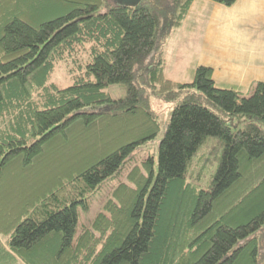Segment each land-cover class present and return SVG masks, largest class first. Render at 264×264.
I'll list each match as a JSON object with an SVG mask.
<instances>
[{
  "label": "trees",
  "instance_id": "obj_1",
  "mask_svg": "<svg viewBox=\"0 0 264 264\" xmlns=\"http://www.w3.org/2000/svg\"><path fill=\"white\" fill-rule=\"evenodd\" d=\"M192 1L0 0V264H264V81L246 96L209 66L190 82L165 75L163 45ZM150 97L175 103L157 173L134 154L160 129ZM209 136L222 152L199 188L186 171Z\"/></svg>",
  "mask_w": 264,
  "mask_h": 264
},
{
  "label": "crops",
  "instance_id": "obj_2",
  "mask_svg": "<svg viewBox=\"0 0 264 264\" xmlns=\"http://www.w3.org/2000/svg\"><path fill=\"white\" fill-rule=\"evenodd\" d=\"M167 39H175L178 52L195 53L196 66L211 67L220 86L241 90L264 81V0H236L231 6L193 0Z\"/></svg>",
  "mask_w": 264,
  "mask_h": 264
},
{
  "label": "rangeland",
  "instance_id": "obj_3",
  "mask_svg": "<svg viewBox=\"0 0 264 264\" xmlns=\"http://www.w3.org/2000/svg\"><path fill=\"white\" fill-rule=\"evenodd\" d=\"M175 29V28H174ZM172 29V30H174ZM211 38L213 39L216 35L218 39V33L212 32ZM175 39L168 40L166 39L163 45L162 57L165 59V75L175 81L185 83L190 82L193 78L194 71L196 66V57L195 53L184 51L178 52L176 48ZM199 66V65H198ZM75 70V62L69 60V62L64 61L58 67L56 73L53 76L54 81L59 84L61 87L68 86L72 83L71 75L74 73L71 70ZM218 72V71H217ZM253 85L244 86L241 91L244 95L249 96L253 91ZM105 91H108L112 97L116 99H122L126 96L127 90L124 84H112L104 88ZM175 103H167L164 100L157 97H150L149 106L154 112L155 117H157L160 124V129L154 139L146 141L139 146H137L135 151V157L137 160H144V158L149 155L154 157V170L157 173L158 170V148L159 140L163 136V132L167 125V122L170 117V113ZM238 121V120H235ZM240 127H243V123H240ZM74 149L70 150V153H73ZM222 152V145L219 143L217 137H206L202 143L196 149L194 155L192 156L188 168L186 171V177L188 180H193V182L199 188H207L208 184L216 170V157ZM130 169L127 168L124 171L122 176L116 175L110 177L104 184L95 192L91 197V202L88 205V209L80 210L78 217V225L76 229V234L79 232L81 227L88 223L89 218L93 216L102 205V201L107 197L106 192L111 191L113 188H117L118 184L127 183L128 178H126V173ZM106 196V197H105ZM105 197V198H103ZM7 236L0 235V244L6 246Z\"/></svg>",
  "mask_w": 264,
  "mask_h": 264
},
{
  "label": "water",
  "instance_id": "obj_4",
  "mask_svg": "<svg viewBox=\"0 0 264 264\" xmlns=\"http://www.w3.org/2000/svg\"><path fill=\"white\" fill-rule=\"evenodd\" d=\"M116 3L120 5L125 6H135L137 5L141 0H114Z\"/></svg>",
  "mask_w": 264,
  "mask_h": 264
}]
</instances>
